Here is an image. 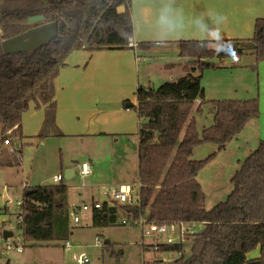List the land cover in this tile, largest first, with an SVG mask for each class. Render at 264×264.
I'll use <instances>...</instances> for the list:
<instances>
[{"label": "trees", "instance_id": "obj_1", "mask_svg": "<svg viewBox=\"0 0 264 264\" xmlns=\"http://www.w3.org/2000/svg\"><path fill=\"white\" fill-rule=\"evenodd\" d=\"M131 4L132 0H0V166L21 163L22 146L17 147L16 140H23L22 118L31 107L30 101L38 108H47L39 139L56 134L57 126L52 127L57 109L54 80L60 67L83 47H125L134 34ZM121 6L125 12L118 11ZM41 14L44 23L28 22L29 16ZM50 24L57 36L40 47L4 51L7 38ZM254 29V35L245 39L180 41L185 58L183 74L158 88L150 83L138 89V201L113 206L105 202L94 210L93 226L123 224L126 218L167 225L195 220L203 228L188 234L186 240L191 246L187 252L184 243L161 244L158 249L179 251L181 255L173 264H264V255L247 257L258 246L264 248V140L240 163L232 177V192L212 208L205 206L206 194L198 175L216 153L200 160L192 155L204 143H215L222 151L260 114L258 98L206 100L202 84L204 71L214 67L213 58L251 52L257 69L264 61V17L256 19ZM216 44H220L219 49ZM154 45V41L139 42L137 48L149 51ZM207 104L211 105L214 122L200 133L196 114L203 113ZM24 189L18 212L24 244L68 240L69 186L63 181Z\"/></svg>", "mask_w": 264, "mask_h": 264}, {"label": "crops", "instance_id": "obj_2", "mask_svg": "<svg viewBox=\"0 0 264 264\" xmlns=\"http://www.w3.org/2000/svg\"><path fill=\"white\" fill-rule=\"evenodd\" d=\"M165 7L170 8L172 14L180 21V26L176 30H167L160 23L161 11ZM130 14L132 15L134 34L125 47H113V49L83 47L74 51L67 58L66 63L60 67V73L54 80V101L57 109L56 124L52 125L53 129L57 126L55 133L57 134L56 131H59L60 134H49L45 138L74 137L75 140L84 144L112 137L114 142L110 149L104 147L95 152L102 159L112 158L121 141L125 140L130 132L135 130L133 126L137 125L135 135L138 140L139 156L140 121L137 91L141 86L148 87L150 83L152 85L157 83V78H154L151 70L149 71V66L152 65V68H156L155 75L160 77L157 79L159 82L175 79L183 74L184 62L182 60L185 61V58L181 57V62H174L169 60V55L180 52V41L215 40L219 42L251 38L255 32L256 19L264 17V0H132ZM148 41L155 42L149 51L137 48V43ZM165 48H170L171 51L166 50L165 52L163 50ZM212 62L214 67L206 69L202 79V84L203 80L206 84L204 94L206 100L226 98L237 100L258 98L260 100V114L249 122L254 123L256 140L243 144L238 156L234 151L229 153L231 156L234 155L231 157L230 165H232V159L236 158L235 163L239 168L240 163L264 140V61L259 62L257 69H254L253 64L256 63V57L253 53L247 52L241 56H229L220 60L216 58ZM144 71L145 73H143ZM207 105H209L208 115L212 120L211 125L214 122V115L211 112V105ZM30 106L22 118V139L24 140L34 135L39 139L38 136L46 124V106L42 105L38 108L34 101H30ZM249 123L237 137L218 152L222 154L230 144H235L236 140H240ZM11 147L8 148V151L13 152ZM17 147H20V144H17ZM61 159V170H63L64 162L67 165L66 169L73 168L72 165L66 163L64 157ZM139 164L140 156L138 174ZM228 167L226 163L224 168L219 167L217 172L223 176L224 173H229ZM201 172L202 170H200L198 180L203 187L205 177H202ZM75 177L76 169L74 177L67 179L72 180ZM28 183L24 182V188L29 185ZM128 183L127 176H123V182L120 185ZM139 183L140 181L138 185ZM221 186L222 184L219 187L221 188ZM70 187L78 191L89 188L86 182L83 186L73 184ZM89 192L91 201L98 200L93 189ZM123 220L122 222H124ZM127 220L124 223L140 224V221ZM141 220L145 221V219ZM199 226V230L203 228L202 223ZM3 238L2 233L0 239ZM66 241L64 247L73 250V248L66 247ZM97 242L100 241L97 240ZM107 243H110V240ZM260 247L249 251L247 257H258ZM3 251L5 252L0 243V253L3 254ZM10 261L8 259L7 263Z\"/></svg>", "mask_w": 264, "mask_h": 264}, {"label": "rangeland", "instance_id": "obj_3", "mask_svg": "<svg viewBox=\"0 0 264 264\" xmlns=\"http://www.w3.org/2000/svg\"><path fill=\"white\" fill-rule=\"evenodd\" d=\"M45 20L43 19L37 23H44ZM39 27L40 25L31 29ZM214 47L219 49L220 44H216ZM163 50L165 52L166 50L171 51L170 48ZM169 57L170 61L181 62V49L180 52L172 53ZM213 60H216V58H213ZM182 61L184 62V60ZM151 66H149V71L151 70L152 74H154V78L160 79V77L155 75L157 73L156 68ZM157 79V83L154 84L155 88H158L163 83V81L159 82ZM204 84L205 80H203ZM205 86L206 84L204 89ZM208 113L209 105H205L203 113L196 114L200 131L204 129L205 125H210L212 122ZM137 127V125L133 126L135 130L130 132L125 140L121 141L112 158L104 159L95 152L104 147L110 149L114 142L112 137L84 144L75 140L74 137L63 136L45 138L42 141L34 135L29 136L27 140H18L17 142L22 146L21 163L10 167L0 166V238L4 229L13 232L10 237L11 242H16L19 239V235L22 234L21 229L18 227L17 201L23 200L24 182H29L28 184L33 186L53 184L52 177L64 173L67 167L64 162L63 170L60 169L61 158L63 157L66 159V163L72 165L73 168H75L77 163L81 164L87 161L93 163V169L92 175L90 174L89 177L83 179L78 174L79 169L76 168V177L72 180L67 178L64 180L69 185L70 234L68 240L73 250H68L64 247L66 240L42 243L30 242L24 244L25 251L23 253H18L17 251H3V254L0 253V264H173V261L181 253L176 250L153 251L145 249L142 245L143 227L141 224L135 225L130 222L96 227L92 224L93 212L83 210L80 213V222L74 221V207L81 206L84 200L91 202V193L89 191L92 189L96 193V199L107 201V194L110 189L119 186L123 182V176H127L128 184L135 186L133 187L134 192L138 191L140 179L138 174V140L135 135ZM255 132L254 123H249L243 135H241V139L236 140L235 144H230L222 154L218 152V145H215V143H204L194 149L193 158L197 160L205 158L211 153H216V156L209 160L201 169V175L205 177L202 188L206 194L207 208L224 201L228 194L232 192L233 183L231 179L236 174L238 166L235 163L236 158L232 159V165H230L231 157L234 155L231 156L229 153L234 151L238 156L240 148L244 146L243 144L256 140L257 135ZM226 163L229 166V173H224L221 176L217 170L219 167L223 169ZM83 180L89 188L78 191L70 187L73 184L81 185ZM11 200L13 203L9 205L8 201ZM107 239L110 240V243L106 242ZM97 240L100 242L98 243ZM183 243L187 252L191 246L190 241L186 240ZM258 250V257L264 255V248L260 247ZM84 256L88 257L90 261L81 263L80 260ZM8 259L11 260L10 263H7Z\"/></svg>", "mask_w": 264, "mask_h": 264}, {"label": "built area", "instance_id": "obj_4", "mask_svg": "<svg viewBox=\"0 0 264 264\" xmlns=\"http://www.w3.org/2000/svg\"><path fill=\"white\" fill-rule=\"evenodd\" d=\"M201 102V101H200ZM78 168L79 176H82L83 179L89 177L92 173V163L90 162H82L81 164H77L75 169ZM67 177L63 174H57L53 176L54 183H61ZM85 184L83 180L82 186ZM140 186V183H139ZM133 185L131 184H123L117 186L115 188L110 189L108 192V200H93L91 202L83 201L81 206H76L73 209L74 221L80 222V213L83 211H94L95 209H100L104 203L106 202L108 205L113 206L117 202L120 204H135L138 201L139 193L134 192ZM137 196V198H136ZM13 201H8L10 205ZM17 204L19 206V212L22 205V200H18ZM126 222V220H123ZM201 222L195 220L189 221H179L173 222L170 225L167 224H159L153 222L152 224H146L144 220L140 221V224L143 227V242L142 245L151 247L152 250H158L161 248V244H172V243H183L186 241L188 234L195 233L199 231V224ZM201 230V229H200ZM3 249L7 252L17 251L23 252L24 240L23 237L19 235V239L16 242H11L9 239H2L0 241ZM66 247L72 249L70 241H66ZM90 259L86 256L80 260L81 263L89 262Z\"/></svg>", "mask_w": 264, "mask_h": 264}, {"label": "water", "instance_id": "obj_5", "mask_svg": "<svg viewBox=\"0 0 264 264\" xmlns=\"http://www.w3.org/2000/svg\"><path fill=\"white\" fill-rule=\"evenodd\" d=\"M120 13L125 12V7L121 6L118 8ZM0 17H1V8H0ZM28 21L30 23L40 22L45 19L44 15H31L28 17ZM1 19V18H0ZM56 29L53 24L41 26L36 29H31L25 31L22 34L15 35L13 37L7 38L3 42L4 51L12 52L16 50H24V49H36L42 45V43L47 42L52 37L57 36ZM64 175L67 178H72L75 175V168H67L64 171ZM13 235V232L8 231L6 229L3 230L4 239H9ZM106 242H109L107 239Z\"/></svg>", "mask_w": 264, "mask_h": 264}, {"label": "clouds", "instance_id": "obj_6", "mask_svg": "<svg viewBox=\"0 0 264 264\" xmlns=\"http://www.w3.org/2000/svg\"><path fill=\"white\" fill-rule=\"evenodd\" d=\"M160 23L163 28L170 31L176 30L180 26L179 19L172 14V10L168 7L161 11Z\"/></svg>", "mask_w": 264, "mask_h": 264}]
</instances>
